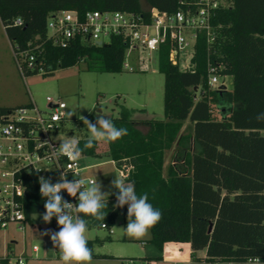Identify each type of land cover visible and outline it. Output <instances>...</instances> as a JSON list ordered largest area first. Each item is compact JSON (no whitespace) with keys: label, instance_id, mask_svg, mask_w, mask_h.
Here are the masks:
<instances>
[{"label":"trees","instance_id":"16d2710c","mask_svg":"<svg viewBox=\"0 0 264 264\" xmlns=\"http://www.w3.org/2000/svg\"><path fill=\"white\" fill-rule=\"evenodd\" d=\"M196 1L0 0V22L13 51L35 52L44 66L42 75L81 62L88 71L116 73L122 70L121 37L111 36L101 46L80 38L60 46L47 35L48 13L69 9L79 16L92 10L145 16L146 8L174 13L194 9ZM223 1L211 18L214 40L207 43L203 33L198 35L187 69L172 65L169 46H160L156 59L163 76V118L137 119L132 110L121 108L120 115L110 119L118 128H127L128 135L107 142L106 155L117 167L126 164V182H134L138 195L148 192L149 202L162 211L149 239L159 251L168 243H186L196 262L264 264V122L255 119L264 112V0ZM16 19L21 24H15ZM208 63L222 65L221 74L231 77L230 90L207 85ZM35 74L25 69L22 76ZM10 108L0 106V112ZM87 139L78 138L81 147ZM97 148L98 143L82 156L97 157ZM169 150L172 162L164 170ZM38 178H26L28 223L44 213ZM114 204L108 201L103 221L85 217L89 226L104 223L111 228L117 213L126 226L127 205ZM49 226L59 231L57 223ZM199 251L204 256H198ZM255 258L259 263L248 262Z\"/></svg>","mask_w":264,"mask_h":264},{"label":"built area","instance_id":"2783aa9c","mask_svg":"<svg viewBox=\"0 0 264 264\" xmlns=\"http://www.w3.org/2000/svg\"><path fill=\"white\" fill-rule=\"evenodd\" d=\"M223 5V0H197L194 9L178 10L174 13L160 11L154 7L146 8L142 13L121 11L92 10L79 16L75 10H55L48 13L46 18V32L56 44L65 46L70 40L80 38L87 43L98 46L109 42L111 36H119L124 40L122 67H128L126 57L135 51L145 52L147 55L156 54L160 46H169V61L181 69H187L193 55L194 44L200 33L211 43L215 38V30L211 18L215 9ZM15 24H21L19 19ZM107 38V41H104ZM12 50V49H11ZM12 56L18 72L23 75L24 70L36 71L43 74L44 66L37 61L33 50L13 51ZM141 64L147 68L144 58ZM149 61V59H147ZM150 70V69H149ZM221 64H207V85L213 89L224 87V77L221 74ZM220 79H222L220 81ZM65 104L59 98L45 97V107L40 109L32 99L27 104L11 107L8 111L0 112V228L14 225L20 232H24L28 223L24 210V200L27 195L26 178L29 174L38 177L51 178L55 183L62 172L81 175L83 167L78 160L71 161L65 156L57 159L54 150L59 147L62 137L61 127L65 120ZM122 178L128 175V166L122 164L117 167ZM39 170V172H37ZM82 176V175H81ZM86 180H94L90 177ZM61 195L65 200L76 204L77 200ZM45 212V209H44ZM56 224L55 217L51 221ZM100 228L112 233L104 223ZM47 246L57 256L51 239ZM32 252L37 253L38 247L33 246ZM171 255L169 252L167 256ZM168 256V257H169ZM0 259V264H24L19 256L13 259L7 255ZM250 263H259L258 259H249ZM211 264H234L232 262H214Z\"/></svg>","mask_w":264,"mask_h":264},{"label":"rangeland","instance_id":"374dc122","mask_svg":"<svg viewBox=\"0 0 264 264\" xmlns=\"http://www.w3.org/2000/svg\"><path fill=\"white\" fill-rule=\"evenodd\" d=\"M2 33V32H1ZM107 41V38H104ZM10 43L5 34L0 39V106L15 107L27 104L30 99L38 108L45 107V97L59 98L64 104L65 120L61 135L65 138H88L89 133L79 116H84L95 122L96 114L102 113L109 118L118 117L121 108L132 110L133 118H163L162 94L163 76L158 71L157 59L154 54L135 51L126 57L128 67H122L121 72H101L85 70L81 62L68 68H58L51 75L35 74L22 76L15 65ZM143 57L147 68L141 64ZM149 59V61H147ZM150 69V70H149ZM222 79H220L221 81ZM225 90H230V76L223 79ZM68 112H75L69 119ZM145 132V127H139ZM98 156H81L78 160L84 178L98 179L102 191L116 192L110 188L111 181L121 177L117 166L106 155L107 141L97 142ZM172 150L165 153L163 169L172 162ZM109 201L116 203L115 195ZM124 218L117 213L111 226V234L106 229L96 225L89 226L88 240L93 242L92 264H174L165 260L164 252L159 251L149 242L150 232L143 239H134L125 235ZM50 224V223H49ZM42 220V214L31 217L20 232L14 225L0 228V259L11 255L13 259L21 256L24 264H62L54 258L53 251L47 246L50 237L41 235L51 229ZM183 247V244H180ZM37 246L38 252L32 253V247ZM185 250V249H184ZM47 255H52L51 259ZM56 257V256H55ZM162 259H161V258ZM150 258V259H147ZM180 264H211L193 260L181 261Z\"/></svg>","mask_w":264,"mask_h":264},{"label":"clouds","instance_id":"9594fccd","mask_svg":"<svg viewBox=\"0 0 264 264\" xmlns=\"http://www.w3.org/2000/svg\"><path fill=\"white\" fill-rule=\"evenodd\" d=\"M75 112H68L70 119ZM88 130L89 137L81 147L79 140L70 137L61 140L54 156L59 159L67 157L71 161L78 160L85 150L91 149L97 142H116L128 135L127 128L117 127L112 119L102 113L96 114L95 122L84 116H79ZM258 122H264V112L256 115ZM39 172V170H37ZM68 179V174L62 172L59 179L53 183L51 178L39 176V193L44 198L45 212L42 220L45 224L51 223L55 217L59 231L45 230L41 235L49 236L54 249L59 252L62 264H92L93 250L88 246L89 220L103 221L107 213L109 197L115 195L114 208H123L127 205V225L123 228L125 235L134 239H143L150 230L158 224L163 216L162 211L149 202L148 192L137 194L134 182H126V178L117 177L111 181L110 188L116 190L102 191L101 182L86 180L81 175H73ZM66 192L68 196L77 200L73 204L61 195ZM83 214V215H81Z\"/></svg>","mask_w":264,"mask_h":264},{"label":"crops","instance_id":"0c3cea01","mask_svg":"<svg viewBox=\"0 0 264 264\" xmlns=\"http://www.w3.org/2000/svg\"><path fill=\"white\" fill-rule=\"evenodd\" d=\"M2 34H5V32H4L3 26H2V24L0 22V39L2 37ZM10 48H11V46H10ZM183 245L184 246L181 247V245L179 243H168V244H165L164 247H163L164 248L163 249V252H164V257L163 258L165 260L172 261L174 264H180L181 261H186L187 259L189 260L190 259V248H189V245L186 244V243L183 244ZM168 252H169L170 255H171V253L173 255H171V256L168 255L169 256L168 257L167 256ZM52 255L54 256V258H56V260H59V256H57L55 253H53ZM52 255H47V256L50 257ZM197 255L198 256H204V251L197 252ZM50 258L53 259V257H50ZM147 259H150V258H147Z\"/></svg>","mask_w":264,"mask_h":264},{"label":"water","instance_id":"95a60500","mask_svg":"<svg viewBox=\"0 0 264 264\" xmlns=\"http://www.w3.org/2000/svg\"><path fill=\"white\" fill-rule=\"evenodd\" d=\"M211 226H209L208 231H210Z\"/></svg>","mask_w":264,"mask_h":264}]
</instances>
